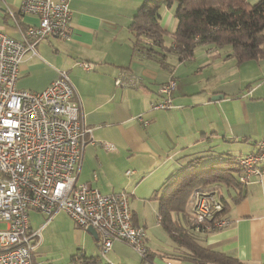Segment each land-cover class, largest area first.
I'll return each mask as SVG.
<instances>
[{
	"label": "crops",
	"instance_id": "0c3cea01",
	"mask_svg": "<svg viewBox=\"0 0 264 264\" xmlns=\"http://www.w3.org/2000/svg\"><path fill=\"white\" fill-rule=\"evenodd\" d=\"M21 1L0 0V31L14 38H20L26 26L37 22L36 16L18 12ZM142 1L70 0L69 38L47 37L38 42V56L26 54L19 65L16 87L40 91L57 77L58 70L67 72L84 124L91 129L77 181L102 193L125 190L133 222L147 228L149 214L158 218L153 191L187 158L225 151L211 150L219 142L242 144L244 152L236 156L257 151L258 141L264 139V85L259 83L264 76V59L238 62L227 55L229 47L208 44L197 46L199 55L194 49L186 60H179L172 52L162 64L133 51L129 24ZM173 9L159 8L160 24L168 32L176 26ZM80 61L91 62L93 67L83 69ZM169 77L175 80L174 106L152 108L161 99L159 84ZM117 78L125 84L116 85ZM250 85V95H242ZM138 114L142 120L135 118ZM126 170L132 172L126 174ZM227 204L224 216L229 223L207 233L204 244L244 262L264 263V171L252 174L249 182L242 184L241 197H229ZM30 214L43 216L38 226L41 241L32 257L36 264V257L45 253L40 245L44 232L59 221L53 220L55 214L48 221L44 213L31 210L28 218ZM157 221L160 226L159 218ZM29 225L33 228L30 220ZM69 225L71 240L85 255L98 256L103 264H145L135 249L119 240L102 257L95 244L97 237L74 221ZM147 231L144 246L148 249V241L156 242L157 237ZM172 244V252H151L160 256L163 264H197L186 258H169L167 254L182 251Z\"/></svg>",
	"mask_w": 264,
	"mask_h": 264
},
{
	"label": "built area",
	"instance_id": "2783aa9c",
	"mask_svg": "<svg viewBox=\"0 0 264 264\" xmlns=\"http://www.w3.org/2000/svg\"><path fill=\"white\" fill-rule=\"evenodd\" d=\"M69 2L22 0L18 12L36 16L37 22L26 26L20 38L0 31V264H33L41 237L40 228L29 225L31 210L44 213L46 221L64 211L77 226L93 227L102 257L115 240L127 243L141 259L147 255L145 231L132 220L126 191L102 193L77 181L91 129L84 124L67 72L58 70L57 77L40 91L16 87L19 65L26 54L38 56V42L47 37L69 38ZM6 10L14 17L11 8ZM78 64L83 69L93 67L91 62ZM259 83L264 85V76ZM115 84L125 83L117 78ZM174 88L173 77L160 83L161 99L152 108L174 106ZM252 89L250 85L242 95H250ZM135 118L142 120V115ZM237 164L241 184L264 171V139L258 141L257 151L238 156ZM190 198V220L196 229L212 232L229 223L215 189L195 188Z\"/></svg>",
	"mask_w": 264,
	"mask_h": 264
},
{
	"label": "trees",
	"instance_id": "16d2710c",
	"mask_svg": "<svg viewBox=\"0 0 264 264\" xmlns=\"http://www.w3.org/2000/svg\"><path fill=\"white\" fill-rule=\"evenodd\" d=\"M161 6L174 8L176 26L170 32V45L164 43L168 31L160 24ZM129 28L132 50L156 58L161 64L172 52L179 60H186L201 44L229 47L227 55L238 62L264 59V0L254 3L248 0H143ZM237 157L227 150L189 157L153 191L151 198L156 201L160 225L182 250L177 255L167 254L169 258H186L197 264H252L206 246L204 240L209 232L196 229L190 220V210L185 209L192 191L198 187L218 192L222 213L228 208L229 197L238 200L242 184L238 181L241 168ZM231 192L236 193L230 196ZM153 257L152 252H147L141 262L153 264ZM98 260V256H87L80 251L70 257L71 264H95Z\"/></svg>",
	"mask_w": 264,
	"mask_h": 264
},
{
	"label": "rangeland",
	"instance_id": "374dc122",
	"mask_svg": "<svg viewBox=\"0 0 264 264\" xmlns=\"http://www.w3.org/2000/svg\"><path fill=\"white\" fill-rule=\"evenodd\" d=\"M248 1L250 3H254L257 0H248ZM171 42H172L171 35H170V32H168L164 36V43L166 45H169V44H171ZM201 45H203V44H201ZM197 46H198V48L200 47V45H197ZM195 52H196V55H199L198 49H195ZM212 143H215V142H211V144ZM243 147L244 146H242V144H240V143H228L227 144V143L219 142L217 145L212 146L211 150L212 151L228 150L231 154L237 155V154L244 152L242 150ZM206 152H211V151H206ZM190 203H191V198H188L186 205H185L186 210L189 209ZM41 216H42L41 214H38V215L37 214H33V215L30 214L29 215V220H30V223H31L33 229L38 228L40 223L43 221L42 220L43 216L42 217ZM54 219L58 220L59 224L55 227L48 228L44 232L43 239H42V242L40 245L43 248V250L45 251V253L42 255L41 258L36 257V264H71V262H70L71 255L74 253H77L78 251L83 252V251H81L82 248L80 246H78V244L75 241L71 240V232H70L69 222L73 226V221L71 220L69 215L66 212L62 211V212L57 213V215L55 214L53 220ZM156 219L158 220V218H156L155 215L151 216L150 214L148 215V218H147V228L153 233V235H156V237H157L156 242L152 241L151 243H149V241H148L147 244L149 247L147 249V252H151V250H158V251H161L163 254L168 253V252H172V250L170 251V249L173 245L172 244L173 241L171 240V238L169 237L167 232L162 228V226L161 225L159 226L157 224L158 221ZM139 226L144 228L145 237L149 236L147 228H145L144 226H141V225H139ZM158 233H160L161 236ZM40 237H42V236H40ZM95 244L97 246L96 242H95ZM167 244H169L171 246H169ZM153 256H154L152 259L153 264H158V263L163 264V260L160 256H158V255L156 256L155 254H153ZM141 261H142V259H141ZM95 264H103V262L101 260Z\"/></svg>",
	"mask_w": 264,
	"mask_h": 264
},
{
	"label": "water",
	"instance_id": "95a60500",
	"mask_svg": "<svg viewBox=\"0 0 264 264\" xmlns=\"http://www.w3.org/2000/svg\"><path fill=\"white\" fill-rule=\"evenodd\" d=\"M86 230L89 231L95 238L97 237L96 231L93 227L87 226ZM141 264H143V263H141Z\"/></svg>",
	"mask_w": 264,
	"mask_h": 264
}]
</instances>
